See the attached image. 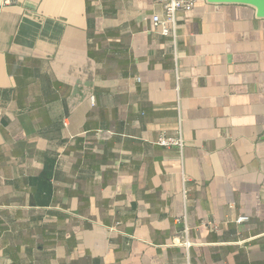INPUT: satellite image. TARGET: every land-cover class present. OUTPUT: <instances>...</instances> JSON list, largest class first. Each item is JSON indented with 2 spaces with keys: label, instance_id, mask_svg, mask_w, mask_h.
Wrapping results in <instances>:
<instances>
[{
  "label": "crops",
  "instance_id": "0c3cea01",
  "mask_svg": "<svg viewBox=\"0 0 264 264\" xmlns=\"http://www.w3.org/2000/svg\"><path fill=\"white\" fill-rule=\"evenodd\" d=\"M3 3L0 264H264L256 10L196 0L163 35L155 0Z\"/></svg>",
  "mask_w": 264,
  "mask_h": 264
},
{
  "label": "built area",
  "instance_id": "2783aa9c",
  "mask_svg": "<svg viewBox=\"0 0 264 264\" xmlns=\"http://www.w3.org/2000/svg\"><path fill=\"white\" fill-rule=\"evenodd\" d=\"M157 3L163 6L164 18H161L159 15H154L153 21L156 26H160L162 29L163 35H168L170 30L175 32L177 28V14L181 11H191L195 4L196 0H155ZM15 0H4L5 5L14 4ZM91 103H95L94 97L91 98ZM159 145L165 147H176L182 151L185 147L186 141L182 135L179 133L176 136L161 134L157 140ZM249 220L248 216H240L237 219L238 223H243ZM210 228L218 229V226L214 222L209 223ZM187 231V228L185 229ZM186 246L190 247V243L186 241Z\"/></svg>",
  "mask_w": 264,
  "mask_h": 264
},
{
  "label": "water",
  "instance_id": "95a60500",
  "mask_svg": "<svg viewBox=\"0 0 264 264\" xmlns=\"http://www.w3.org/2000/svg\"><path fill=\"white\" fill-rule=\"evenodd\" d=\"M214 4H239L251 6L256 10V16L264 19V0H207Z\"/></svg>",
  "mask_w": 264,
  "mask_h": 264
}]
</instances>
